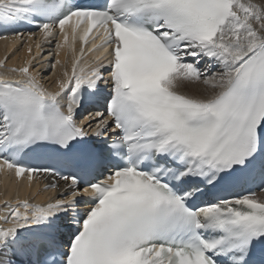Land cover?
<instances>
[{
  "label": "snow or ice",
  "instance_id": "6c2138e0",
  "mask_svg": "<svg viewBox=\"0 0 264 264\" xmlns=\"http://www.w3.org/2000/svg\"><path fill=\"white\" fill-rule=\"evenodd\" d=\"M24 25L80 56L56 91L0 63V167L62 189L4 204L0 264H264V199L221 195L264 192V0H0Z\"/></svg>",
  "mask_w": 264,
  "mask_h": 264
},
{
  "label": "bare ground",
  "instance_id": "6f19581e",
  "mask_svg": "<svg viewBox=\"0 0 264 264\" xmlns=\"http://www.w3.org/2000/svg\"><path fill=\"white\" fill-rule=\"evenodd\" d=\"M256 2H259V0H256ZM42 36L43 35H39V37L36 38L35 36L30 35L28 38L12 37L6 39L0 37V63H4L6 57H11V59H8L6 61V68L10 69L13 67H19L25 60L31 59L33 56L40 57L41 51L44 49V44L52 45V41L55 40L56 43L55 47L53 48L52 55V60L54 62L52 66L54 72L48 79L42 80L41 77L40 82L46 89L50 91H56V82L63 78V72L65 71V69L68 70L69 75L71 74L72 61L74 58L80 56L79 48L81 44L78 41L76 42V52L74 54L67 47H65L64 49H59L57 47V45L62 42V34L49 37L47 39ZM69 42H71L70 37ZM37 45H40V47L37 48ZM29 47H31L32 49L31 54L27 52V49ZM57 52H59V55H57ZM85 54L86 53L83 54V57L81 59V67H88L95 61V56L93 54H90L88 57H84ZM44 55L45 54L43 53L39 63H43L46 69L45 61L46 58L49 57V55H46L47 57H45ZM96 55H98V53ZM91 57H93L94 59H92ZM56 61H60V63L57 64ZM207 63V60L203 61V67H205ZM6 68L0 67V73L7 74ZM218 70L219 69H216V71ZM203 87L204 86L202 84L189 85L187 88L182 89V91L194 92L198 89L202 90ZM55 182L56 181H54L52 178L42 175L34 176L33 180L29 182L27 176L18 178L15 176L14 171H9L6 167H0V217H3L5 215L4 204L6 203V201L9 205L10 201L12 202V205H15L14 203H18L20 200H22L23 202L28 201L29 204L33 205H41L50 202L48 201V199L51 200L52 198H55L56 195H53L54 188L50 187L49 185ZM59 183L60 185H63V182ZM257 198L264 199V192L259 193ZM10 210L11 209H9V211ZM20 211L23 212L24 209H20ZM0 226H4L2 220H0Z\"/></svg>",
  "mask_w": 264,
  "mask_h": 264
},
{
  "label": "rangeland",
  "instance_id": "374dc122",
  "mask_svg": "<svg viewBox=\"0 0 264 264\" xmlns=\"http://www.w3.org/2000/svg\"><path fill=\"white\" fill-rule=\"evenodd\" d=\"M52 47L53 46H49V45H45L44 44V49L41 51V53L43 54H45L44 56L45 57H47L46 55H49V57H47L46 58V61H45V63H46V69H45V72H44V74H43V76H42V80L44 79H48L52 74H53V66H52V64L54 63L53 62V60H52V54L53 53H51V51H50V49L52 50ZM49 51V52H48ZM47 53V54H46ZM43 56V57H44ZM46 77V78H45Z\"/></svg>",
  "mask_w": 264,
  "mask_h": 264
}]
</instances>
